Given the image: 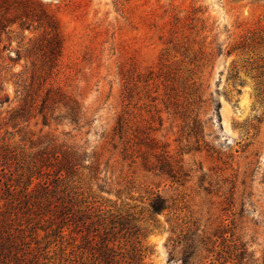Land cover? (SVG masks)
<instances>
[{"label":"rangeland","instance_id":"1","mask_svg":"<svg viewBox=\"0 0 264 264\" xmlns=\"http://www.w3.org/2000/svg\"><path fill=\"white\" fill-rule=\"evenodd\" d=\"M43 9L61 36L50 83L81 112L71 124L52 106L43 132L98 163L95 178L81 170L70 183L81 207L132 228L145 264H264V0H6L0 124L20 105L18 86L47 64ZM169 81L183 109L200 101L199 135L170 104ZM120 115L139 132L155 115L159 149L138 145L124 160L111 139ZM4 137L0 146L19 145L10 127ZM165 163L182 168L178 183L160 171ZM157 194L167 209L153 214ZM58 247L50 264H79L76 248Z\"/></svg>","mask_w":264,"mask_h":264},{"label":"trees","instance_id":"2","mask_svg":"<svg viewBox=\"0 0 264 264\" xmlns=\"http://www.w3.org/2000/svg\"><path fill=\"white\" fill-rule=\"evenodd\" d=\"M5 1L0 0V4ZM41 17L49 36L47 64L33 70L29 82L18 86L20 105L0 124V130L2 126L10 127L19 137V145L28 143L31 151L27 153L25 147L19 145L0 146V264H50L52 247L59 245L58 250L64 255V243L80 252L79 264H145L143 251L132 245L135 236L132 228L102 214L93 215L94 208L91 205L82 208L80 204L85 202L79 203L78 194L73 192L72 178L81 170L94 174L95 178L97 160L90 162L82 148L43 132L44 127H48L52 106L58 105L71 124L79 123L81 112L77 100L50 83L58 67L61 36L57 22L45 9ZM258 39L264 41V33L259 34ZM168 87L173 94L170 104L175 110L182 109L177 113L192 123L188 127L193 135H199L202 122L195 106L200 101H193L183 109L172 81ZM185 90L188 96L197 92L191 88ZM197 98L200 100L199 96ZM154 118L155 115L151 116L145 131L139 132L133 125L129 126L123 115L118 117L111 139L115 151L121 146L120 154L124 160L133 157L138 145H145L151 151L159 149L153 134L156 131L153 129ZM33 120L35 126L39 125V120L42 122L43 128L38 134L29 130ZM5 134L13 136L7 130ZM1 141L4 142L5 137ZM144 165L152 166L147 160ZM159 169L177 183L176 174L183 172L182 168L175 172L169 163ZM150 209L153 214L162 213L167 209L166 200L155 195ZM121 233L125 239L122 245L118 236ZM78 239H81L80 244H76ZM183 264L192 263L186 258Z\"/></svg>","mask_w":264,"mask_h":264}]
</instances>
